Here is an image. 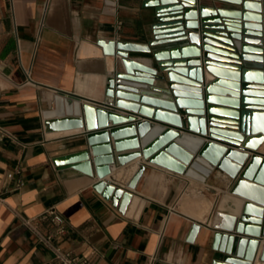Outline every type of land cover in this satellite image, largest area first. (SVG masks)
Masks as SVG:
<instances>
[{
    "label": "crops",
    "instance_id": "obj_1",
    "mask_svg": "<svg viewBox=\"0 0 264 264\" xmlns=\"http://www.w3.org/2000/svg\"><path fill=\"white\" fill-rule=\"evenodd\" d=\"M42 3L0 0V136L4 135L0 141V264H56L53 253L17 216L35 219L50 210L66 221L67 235L58 243L61 250L89 259L91 264H211L210 223L232 184L224 172L216 168L202 182L140 157L124 168L123 176L104 179L131 196L114 205L94 190L100 181L97 177L62 171L54 163L85 149L86 128L47 131L44 114L55 109L58 95H72L81 105L100 107L115 58L105 56L98 43H146L150 11L143 8L144 0H52L41 30ZM203 3L222 5L212 0ZM131 57L145 60L141 54ZM108 111L121 117L130 115L120 109ZM135 118L156 124L139 114ZM107 123L101 130L117 127L110 119ZM110 142L114 147L112 137ZM256 154L264 156V144ZM249 163L250 158L243 169ZM142 165L147 170L137 189H128ZM199 167L201 177L205 170ZM19 183L23 186L18 187ZM189 191L192 194L183 203L194 204L195 210L183 212L179 201ZM228 201L225 198L222 206ZM205 205L210 210L203 215ZM194 224L201 229L191 241ZM39 229L54 233L50 222ZM263 247L264 236L252 264H264L260 261Z\"/></svg>",
    "mask_w": 264,
    "mask_h": 264
},
{
    "label": "water",
    "instance_id": "obj_2",
    "mask_svg": "<svg viewBox=\"0 0 264 264\" xmlns=\"http://www.w3.org/2000/svg\"><path fill=\"white\" fill-rule=\"evenodd\" d=\"M212 1L222 5L144 0L150 11L146 43H98L105 56L115 58L100 107L58 95L55 109L44 114L45 126L47 131L86 128L85 149L54 163L62 171L97 177L94 190L114 205L131 196L104 179L123 176L140 157L202 182L216 168L224 172L232 184L210 223L211 264H252L264 236V156L256 154L264 144V0ZM110 108L130 115L121 117ZM137 114L156 124L137 122ZM108 119L117 127L101 130ZM199 166L205 170L201 177ZM146 170L140 166L127 188L136 190ZM200 229L193 225L191 241Z\"/></svg>",
    "mask_w": 264,
    "mask_h": 264
},
{
    "label": "built area",
    "instance_id": "obj_3",
    "mask_svg": "<svg viewBox=\"0 0 264 264\" xmlns=\"http://www.w3.org/2000/svg\"><path fill=\"white\" fill-rule=\"evenodd\" d=\"M119 1L122 0H115V2H119ZM51 5H52V0H43L41 30L45 27V22L50 12ZM119 26H121V24H119ZM25 74L28 80H31L30 72L25 70ZM3 138L4 135H1L0 141ZM22 186L23 183H19L18 187H22ZM0 202H2L1 199ZM17 216L21 219L22 225L30 232H32V234L37 238L38 242L44 245L48 250H50L53 253L56 264H91L89 259H81L74 256L71 253L64 252L61 250L58 243L61 239L65 238L67 235L66 221L55 210H50L46 212L44 215L35 219H28L22 217L19 214H17ZM45 222H50L54 226V233L45 234L39 229L40 225Z\"/></svg>",
    "mask_w": 264,
    "mask_h": 264
},
{
    "label": "rangeland",
    "instance_id": "obj_4",
    "mask_svg": "<svg viewBox=\"0 0 264 264\" xmlns=\"http://www.w3.org/2000/svg\"><path fill=\"white\" fill-rule=\"evenodd\" d=\"M187 194H192V192L190 193V191L189 192H187V193H184L183 195H182V198L180 199V201H179V208H180V210L181 211H183V212H186L187 211V209H189V210H191V211H194L195 210V205L194 204H191V203H186V204H184L183 203V200H184V198L186 197V195ZM183 206V207H182ZM198 207V206H197Z\"/></svg>",
    "mask_w": 264,
    "mask_h": 264
},
{
    "label": "bare ground",
    "instance_id": "obj_5",
    "mask_svg": "<svg viewBox=\"0 0 264 264\" xmlns=\"http://www.w3.org/2000/svg\"><path fill=\"white\" fill-rule=\"evenodd\" d=\"M188 202H191V200L188 199ZM209 210H210L209 205H205V206H204V212H203V215H206V214L209 212Z\"/></svg>",
    "mask_w": 264,
    "mask_h": 264
}]
</instances>
